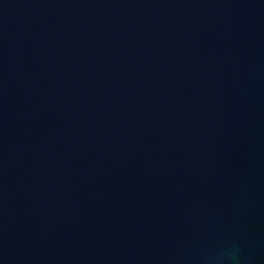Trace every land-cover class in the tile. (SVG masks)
Instances as JSON below:
<instances>
[{"label":"water","instance_id":"water-1","mask_svg":"<svg viewBox=\"0 0 264 264\" xmlns=\"http://www.w3.org/2000/svg\"><path fill=\"white\" fill-rule=\"evenodd\" d=\"M0 264H264V0H0Z\"/></svg>","mask_w":264,"mask_h":264}]
</instances>
